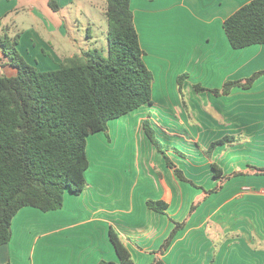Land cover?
Instances as JSON below:
<instances>
[{
	"label": "crops",
	"instance_id": "1",
	"mask_svg": "<svg viewBox=\"0 0 264 264\" xmlns=\"http://www.w3.org/2000/svg\"><path fill=\"white\" fill-rule=\"evenodd\" d=\"M54 1L58 11L50 0H0V34L15 25L12 30L21 32L20 54L41 72L59 69L76 54L70 48L61 51L63 44L70 47L61 11L76 0ZM82 1L95 8L106 2ZM252 1L131 0L144 61L153 74V103L110 121V139L102 132L88 138L85 190L78 196L67 191L57 211L20 210L11 241L0 246V264L118 262L111 228L134 264H264V176H234L208 194L220 184L213 162L224 175L264 168V75L249 89L211 92L264 70V45L233 49L224 30V22ZM22 13L32 22L28 28L16 21ZM17 75L0 57V77ZM183 75L186 105L178 84ZM144 123L192 184L167 164ZM227 135L239 141L216 148L208 158L204 150ZM149 201L166 203V211L151 209ZM181 223L185 227L161 254Z\"/></svg>",
	"mask_w": 264,
	"mask_h": 264
},
{
	"label": "trees",
	"instance_id": "2",
	"mask_svg": "<svg viewBox=\"0 0 264 264\" xmlns=\"http://www.w3.org/2000/svg\"><path fill=\"white\" fill-rule=\"evenodd\" d=\"M49 4L54 11L59 10L54 0ZM104 14L108 23L107 49L76 53L65 58L57 70L40 72L28 64L19 52L21 32H14L15 28L7 27L0 34L1 53L18 71L16 77H0V246L11 241L12 221L23 208L57 211L63 208L67 191L78 196L85 190L90 136L107 133L110 121L153 103V74L144 61L131 0H106ZM224 30L233 49L264 45V0H254L240 8L224 22ZM262 75L264 70L211 92L220 96L229 94L235 86L249 89ZM184 78L180 76L178 84L186 105ZM196 90L207 91L201 86ZM143 127L176 175L192 184L172 163L166 154L169 148L156 138L149 124ZM239 138L224 136L212 142L204 153L211 159L216 148L234 145ZM212 168L220 184L208 194L217 192L234 176H264V168L254 166L229 175H224L215 162ZM148 206L160 213L167 209L162 201H149ZM184 227V223L176 224L161 254ZM109 236L118 262L99 264H134L114 229H110ZM152 264L164 263L157 260Z\"/></svg>",
	"mask_w": 264,
	"mask_h": 264
},
{
	"label": "rangeland",
	"instance_id": "3",
	"mask_svg": "<svg viewBox=\"0 0 264 264\" xmlns=\"http://www.w3.org/2000/svg\"><path fill=\"white\" fill-rule=\"evenodd\" d=\"M89 5L90 3L87 1L84 2L82 0H76L74 6L71 8L62 9L61 15L65 19V29L69 34V38L67 40L70 42V47L66 44H63L61 51H66L70 48V51L72 50L74 53L81 54L82 52H86L89 49H98L100 51H105L107 49L108 43L106 39V33L108 23L104 14L106 2H104V4L99 2V6L96 8ZM11 18L12 14H9L7 16L6 22H10ZM16 21L23 29L24 27H30L32 23L29 17L25 16L24 13H22L16 19ZM10 27L15 28V25H10ZM20 41L21 39L19 40V43ZM2 56L3 55L0 50V57L2 58ZM111 128L112 127H109L107 133L102 132L106 136H109V139L111 136ZM91 159H94V154H92ZM210 232L212 233L213 231Z\"/></svg>",
	"mask_w": 264,
	"mask_h": 264
}]
</instances>
